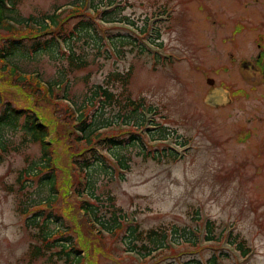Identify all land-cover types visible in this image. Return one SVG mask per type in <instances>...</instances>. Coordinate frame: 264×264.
<instances>
[{"label":"rangeland","instance_id":"374dc122","mask_svg":"<svg viewBox=\"0 0 264 264\" xmlns=\"http://www.w3.org/2000/svg\"><path fill=\"white\" fill-rule=\"evenodd\" d=\"M70 1L21 0L18 11L23 18H38ZM121 1L125 7L120 14L130 21L143 25L147 18L148 32L141 36V43L149 53L124 51L122 57L94 59L82 70L67 71L68 90L79 101L77 97L89 87L104 84L111 71L131 68L126 92L121 95L143 99L145 106L153 107L156 112L152 118L163 124L168 145L187 138L189 148L177 146L176 159L156 160L138 154L137 147L120 150L128 157V169L122 176L107 172L95 175V193L101 198L112 195L115 204L141 228H166L167 235L176 240L177 233H169L174 227L186 238L192 237L191 227H198L201 248L182 247L183 253L173 257L176 262H204L221 252L219 264H264V70L248 67L259 48L264 49V0ZM119 25L120 33L127 35L128 27ZM157 30L158 38L154 37ZM110 33L118 32L112 29ZM15 58L23 69L37 71L44 80L61 79V61L45 55L33 60ZM208 78L234 94L231 104L214 107L205 103L210 91ZM109 84L121 90L116 80H109ZM2 109L3 103L0 112ZM53 113L46 106L49 118L55 116ZM1 133L8 144L0 155V264H29L32 244L37 242L33 235L36 229L26 227V215L19 214L18 207L44 199L49 189L40 185L37 177L26 180L22 176L21 186L19 175L38 162L40 146L23 141L18 129L5 127ZM153 141H149L151 145ZM65 160L63 156L62 164ZM207 221L213 222L216 235L222 231L220 241L202 239ZM229 234L230 239H244L252 252L243 257L230 250ZM110 241L111 256L100 255V264L139 262L135 254H124L119 238ZM159 258L156 255L147 261ZM31 264L62 261L46 254Z\"/></svg>","mask_w":264,"mask_h":264},{"label":"trees","instance_id":"16d2710c","mask_svg":"<svg viewBox=\"0 0 264 264\" xmlns=\"http://www.w3.org/2000/svg\"><path fill=\"white\" fill-rule=\"evenodd\" d=\"M20 1L0 0V155L8 144L1 133L5 127L18 129L23 141L40 146L38 162L19 175L21 186L22 176L26 180L37 177L40 185L49 189L44 199L18 207L19 214L26 215V227L36 229L33 235L37 242L32 244L29 264L46 254L62 264H100L99 256L110 257V240L117 238L124 254L138 255L137 264H153L168 257L164 264H219L218 258L224 254L221 252L213 253L204 262L174 260L183 253L182 247L196 251L201 248L198 227L190 228L192 237L188 238L174 227L169 233L176 232V240L167 235L166 228H141L115 204L112 195L101 198L95 193V175L107 172L122 176L121 172L128 169V157L120 150L137 147L138 154L154 160L178 157L166 143L168 135L163 124L146 116L156 112L153 107L127 93L121 95L128 86L131 68L111 71L104 84L89 87L88 92L77 97L79 101L67 86V71L82 70L94 59L119 58L124 51L133 50L149 53L141 43V36L148 32L147 18L143 25L130 21L127 15L120 14L125 7L121 0H73L38 18H23L18 11ZM119 23L134 31L127 28V35L121 34ZM112 29L118 33H110ZM158 36L157 30L154 37ZM44 55L63 63L61 79L44 80L37 71L23 69L15 58L33 60ZM88 76L89 73L85 79ZM109 80L120 83L121 90H116ZM46 106L52 108L54 117L46 115ZM110 108L115 110L106 113ZM56 109L62 112L57 114ZM186 140L177 144L184 145ZM212 224H204L202 239L218 242L223 234L220 231L216 235ZM231 236H227L228 243L240 256L247 257L251 247L244 239H230ZM156 255L160 258L147 261Z\"/></svg>","mask_w":264,"mask_h":264},{"label":"water","instance_id":"95a60500","mask_svg":"<svg viewBox=\"0 0 264 264\" xmlns=\"http://www.w3.org/2000/svg\"><path fill=\"white\" fill-rule=\"evenodd\" d=\"M207 82L212 85L213 79L208 78ZM204 100L206 104L214 107L226 106L232 101L230 92L221 86H215L210 89V91L207 92Z\"/></svg>","mask_w":264,"mask_h":264},{"label":"flooded vegetation","instance_id":"af4514ba","mask_svg":"<svg viewBox=\"0 0 264 264\" xmlns=\"http://www.w3.org/2000/svg\"><path fill=\"white\" fill-rule=\"evenodd\" d=\"M263 51H264V49H260L259 48V51H258V53H257V56H256V58L252 61L253 62V64H250L248 67H252L253 66V69L255 70V69H257V68H263V70H264V58H261L262 57V55H264L263 54ZM243 62V61H242ZM241 62V63H242ZM214 87H215V84H214ZM211 88V87H210ZM233 93H232V95H231V99H233Z\"/></svg>","mask_w":264,"mask_h":264}]
</instances>
